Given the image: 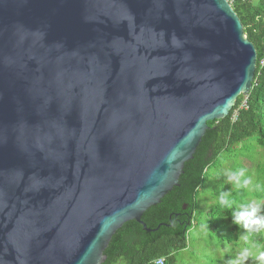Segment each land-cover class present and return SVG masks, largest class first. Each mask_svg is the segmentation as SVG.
Here are the masks:
<instances>
[{
  "label": "water",
  "instance_id": "1",
  "mask_svg": "<svg viewBox=\"0 0 264 264\" xmlns=\"http://www.w3.org/2000/svg\"><path fill=\"white\" fill-rule=\"evenodd\" d=\"M255 66L226 0H0V264H102L126 222L154 231Z\"/></svg>",
  "mask_w": 264,
  "mask_h": 264
},
{
  "label": "trees",
  "instance_id": "2",
  "mask_svg": "<svg viewBox=\"0 0 264 264\" xmlns=\"http://www.w3.org/2000/svg\"><path fill=\"white\" fill-rule=\"evenodd\" d=\"M232 9L241 22L244 36L256 51L255 73L250 92L246 96L237 97L226 118L207 122L208 129L192 159L184 164L178 186L172 188L159 204L142 214L141 222L147 229L154 231H144L135 221L126 222L111 237L103 253L105 261L102 264H116L117 257L121 255L126 258L127 264H153L161 256L165 257L164 264H174L176 254L186 249L187 234L196 224L200 202L195 189L199 186L205 191L210 179L216 191L213 196L215 204L210 209L211 217L207 223L212 224L214 216L222 214V241L227 242L225 246L236 243L238 229L230 226L231 214L242 211L248 205L233 193L232 185L226 184L228 182L223 166L230 163L232 173H238L241 168L246 169L245 175L239 178L241 183L249 176L252 177L249 173L252 170L254 185H264V65H261L264 62V0H237ZM256 15L262 17L260 22L255 20ZM243 102L245 104L241 107ZM207 166H211L215 172L211 178L203 174ZM232 184L236 186L235 182ZM239 190L245 193L247 188L240 187ZM223 193H228L227 199L231 202V207L227 209L218 202ZM249 193L257 201L264 200V191L251 188ZM261 209L264 210V201ZM160 224L162 225L157 228ZM215 225L219 230L216 223L214 228ZM252 239H259L264 243V233L259 236L254 234Z\"/></svg>",
  "mask_w": 264,
  "mask_h": 264
},
{
  "label": "rangeland",
  "instance_id": "3",
  "mask_svg": "<svg viewBox=\"0 0 264 264\" xmlns=\"http://www.w3.org/2000/svg\"><path fill=\"white\" fill-rule=\"evenodd\" d=\"M245 164L246 166H248L246 162ZM223 169L224 171H231L230 163H226L223 166ZM249 173L252 174V177L254 176L252 170H250ZM211 180L212 179H210L207 183V185L210 186L209 189H207L209 192L206 193L203 197L199 196L198 198V201L201 200V204L198 205V210L196 212V214L198 215L195 220L196 224L192 226L187 234V247L185 250L180 251L176 254L174 264H227V261L232 259L236 255L240 247L244 246L238 241H236L233 246L224 245L227 242L222 241V214L219 217L214 216L215 220L212 222V224L207 223L209 218H206V211L209 212L215 204V199H213V196L215 195L216 190L213 187ZM232 183L226 184L229 186H233H231V189L234 191L233 193L236 196L241 197L240 199H242V202L246 205H249L253 200H258L255 199L253 195L251 196V193H249L251 192V190L249 188H247L245 193H241L239 188H236V186ZM263 201L264 200H261L260 202ZM239 202H237V204L240 206L241 203ZM244 210L245 209L243 208L242 211ZM238 213L232 212L230 220L232 219L233 215ZM260 214L264 215V210L261 208ZM215 223L217 224V226H219V230L217 229L216 225L214 228ZM202 224H206L207 230L201 228ZM230 226L236 227L232 223H230ZM215 231H217V233ZM243 233L244 230L242 228H239L236 232V237ZM253 237L254 234H252L251 238Z\"/></svg>",
  "mask_w": 264,
  "mask_h": 264
},
{
  "label": "clouds",
  "instance_id": "4",
  "mask_svg": "<svg viewBox=\"0 0 264 264\" xmlns=\"http://www.w3.org/2000/svg\"><path fill=\"white\" fill-rule=\"evenodd\" d=\"M253 6L256 4L254 2ZM262 17L260 15L255 16V20L260 22ZM247 170L241 168L238 173H232L231 171L225 170L226 182L236 183V187H244V188H255L258 191H264V185L253 183V179L251 176L244 179L242 183L240 182V177L245 175ZM203 174L208 175L209 178L215 175V172L211 169V166H207L203 170ZM195 191L200 197H203L208 190L202 191L199 186L196 187ZM228 193H223L219 197V204L223 206V208L227 209L231 207V202L227 199ZM262 202L253 200L250 204L245 208L244 211L233 215L231 219V223L235 225L238 229L242 228L244 230L243 234L238 235L237 241L244 245L240 247L239 251L236 255L227 261V264H264V243H261L259 239H252V234L259 236L264 233V215L260 214ZM227 219V217H223ZM201 228L207 230L206 224H202ZM165 257L161 256L154 261V264H164ZM116 264H127L126 258L121 255L117 257Z\"/></svg>",
  "mask_w": 264,
  "mask_h": 264
},
{
  "label": "built area",
  "instance_id": "5",
  "mask_svg": "<svg viewBox=\"0 0 264 264\" xmlns=\"http://www.w3.org/2000/svg\"><path fill=\"white\" fill-rule=\"evenodd\" d=\"M226 1H227V2L229 3V5L232 7L233 3H234L235 1H237V0H226ZM261 65H264V62H263V61L261 62ZM244 104H245V102H243V104H242L241 107H243ZM235 115H236V112L233 114V119H235ZM153 264H154V262H153Z\"/></svg>",
  "mask_w": 264,
  "mask_h": 264
},
{
  "label": "crops",
  "instance_id": "6",
  "mask_svg": "<svg viewBox=\"0 0 264 264\" xmlns=\"http://www.w3.org/2000/svg\"><path fill=\"white\" fill-rule=\"evenodd\" d=\"M209 187H210V186H208V187L206 188V190L209 189ZM199 202H200L199 204H201V200H200ZM209 213H210V211H209V212L206 211V218H207V219L211 217V215H210ZM209 215H210V216H209Z\"/></svg>",
  "mask_w": 264,
  "mask_h": 264
}]
</instances>
